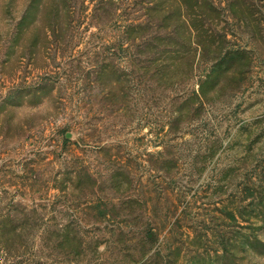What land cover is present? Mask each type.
Returning a JSON list of instances; mask_svg holds the SVG:
<instances>
[{
    "label": "rangeland",
    "instance_id": "rangeland-1",
    "mask_svg": "<svg viewBox=\"0 0 264 264\" xmlns=\"http://www.w3.org/2000/svg\"><path fill=\"white\" fill-rule=\"evenodd\" d=\"M32 1L0 0V264H264V0H209L201 34L238 52L235 76L188 108L202 61L167 88L97 83V65L123 70V27L150 0H43L27 26ZM109 200L151 224L159 254H111L87 206ZM66 224L82 240L70 256L42 231Z\"/></svg>",
    "mask_w": 264,
    "mask_h": 264
},
{
    "label": "trees",
    "instance_id": "trees-1",
    "mask_svg": "<svg viewBox=\"0 0 264 264\" xmlns=\"http://www.w3.org/2000/svg\"><path fill=\"white\" fill-rule=\"evenodd\" d=\"M109 2L113 3L114 0ZM207 2L206 0H150L144 3L145 15L149 17L147 22H130L123 27L119 48L125 61L123 70H116L113 65H97L94 68L97 83L103 85L107 82L110 94L114 96L123 93L125 81L130 78L141 85L157 83L167 88L180 79L184 81L202 61L206 65L209 64L206 74L202 75V81L198 84L199 90L192 96L185 97L184 105L188 108L197 103L199 106L202 100L206 101L209 96L215 95L217 88L224 87L235 76L232 64L236 61L238 52L232 50L222 52L214 34L205 36L201 34L206 21L203 10L216 12L212 1ZM42 4L43 0H33L24 13L23 23H27L28 26L32 22L33 12ZM54 8L57 16L66 11L59 4ZM209 21L213 22L214 17ZM222 75L224 78L221 81ZM181 115L182 112L179 111L177 117ZM157 155L161 157L162 152H158ZM82 174L85 181L82 180ZM75 175H77L76 181L70 183V185L75 184V189L92 187L93 178L86 168L76 172ZM131 200L132 198L129 199ZM129 201L109 200L88 204V210L93 214V226L99 229V225L102 224L108 239L109 251L110 242L114 246L111 254L115 253L123 259L127 255L131 258L136 256L146 258L153 249H155L154 255L159 254V248L156 247L157 232L151 224L142 226L141 216L127 211ZM146 222L148 223L149 220ZM69 224L59 229L57 225L53 226L57 227L56 229L46 226L42 230L49 234L51 240L58 243L59 248L62 247L67 256L73 254L76 245L82 244L77 229ZM126 232L134 237L133 239H138L137 249L135 246L123 249L118 245L119 237ZM10 234L16 235L17 230L11 229ZM15 264H24V262ZM127 264H132V260L127 261Z\"/></svg>",
    "mask_w": 264,
    "mask_h": 264
},
{
    "label": "water",
    "instance_id": "water-1",
    "mask_svg": "<svg viewBox=\"0 0 264 264\" xmlns=\"http://www.w3.org/2000/svg\"><path fill=\"white\" fill-rule=\"evenodd\" d=\"M67 139L69 138V136L67 135V137H66Z\"/></svg>",
    "mask_w": 264,
    "mask_h": 264
}]
</instances>
